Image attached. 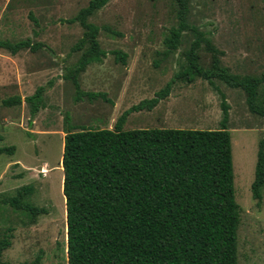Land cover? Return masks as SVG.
Instances as JSON below:
<instances>
[{
	"label": "rangeland",
	"instance_id": "rangeland-1",
	"mask_svg": "<svg viewBox=\"0 0 264 264\" xmlns=\"http://www.w3.org/2000/svg\"><path fill=\"white\" fill-rule=\"evenodd\" d=\"M89 0H0V40L41 44L10 55L0 49V234L10 229V246L1 259L10 264H66L64 200L61 194L60 157L62 138L68 123L80 128L112 129L115 120L142 100L160 91L185 63L193 33H181L176 49L164 56L163 40L176 26L174 0H109L92 13L87 22L98 28L97 42L105 53L99 63L86 66L78 76L83 92H99L105 100L82 98L73 102V88L62 79L88 45L71 53L81 38L72 18ZM186 23L201 34L221 56L220 66L235 77L261 79L256 103L264 104V0H188ZM126 55L124 64L112 52ZM199 65L208 68L210 55L205 45L198 50ZM43 108L29 125L28 108L4 107L11 96L33 94L40 86ZM227 105L225 128L229 133L233 197L238 207L236 264H264V188L258 204L249 186L258 141L264 137L263 118L252 114L240 89L216 80ZM220 97L201 79L176 81L169 95L150 111L128 114L121 129L217 130L221 125ZM30 193L26 203L44 214L31 218L14 211L7 200L24 187Z\"/></svg>",
	"mask_w": 264,
	"mask_h": 264
},
{
	"label": "trees",
	"instance_id": "trees-1",
	"mask_svg": "<svg viewBox=\"0 0 264 264\" xmlns=\"http://www.w3.org/2000/svg\"><path fill=\"white\" fill-rule=\"evenodd\" d=\"M109 0H89L72 18L60 23H78L83 29L70 52L88 48L62 76L73 88V102L82 98L94 100L105 95L83 92L78 76L86 66L105 57L97 42L98 28L87 18ZM176 26L163 40L164 56L176 49L181 33H193L185 63L149 100L125 110L112 129L90 130L68 123L62 138L60 167L61 194L64 200L66 264H236V230L238 207L233 197V176L229 133L225 128L227 105L216 80L229 88L240 89L248 111L264 121V104L256 103L261 79L235 77L220 66L221 53L199 32L186 23L188 0H174ZM210 55V65H199L200 44ZM45 48L27 41L9 43L0 40V49L15 55L29 49ZM49 51V50H48ZM115 61L124 64L126 55L112 52ZM201 79L220 97L222 118L217 130L121 129L126 116L141 110L150 111L169 95L179 80L191 83ZM46 86L32 95L11 96L2 100L4 107L26 104L29 125L43 106ZM13 148H0V154H11ZM264 188V137L257 143L253 179L249 186L251 199L258 204ZM30 188H20L7 200L14 211L27 214L33 221L44 210L26 203ZM11 230L0 234V264L9 248ZM37 256L31 263L38 264Z\"/></svg>",
	"mask_w": 264,
	"mask_h": 264
},
{
	"label": "crops",
	"instance_id": "crops-1",
	"mask_svg": "<svg viewBox=\"0 0 264 264\" xmlns=\"http://www.w3.org/2000/svg\"><path fill=\"white\" fill-rule=\"evenodd\" d=\"M33 122V121H32ZM60 167V166H59ZM60 171H61V167H60ZM61 173H62V171H61ZM61 181H62V178H61Z\"/></svg>",
	"mask_w": 264,
	"mask_h": 264
}]
</instances>
